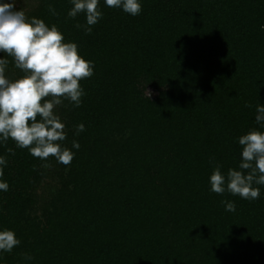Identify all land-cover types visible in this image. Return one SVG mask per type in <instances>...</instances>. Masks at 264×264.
I'll return each instance as SVG.
<instances>
[{"label":"trees","instance_id":"trees-1","mask_svg":"<svg viewBox=\"0 0 264 264\" xmlns=\"http://www.w3.org/2000/svg\"><path fill=\"white\" fill-rule=\"evenodd\" d=\"M15 1L75 42L93 75L79 107L62 98L54 109L71 164L0 143V230L20 241L0 264H264V185L248 200L210 184L260 128L264 0H139L136 16L99 0L91 33L76 27L84 13L68 16L71 0ZM0 58L8 79L24 75Z\"/></svg>","mask_w":264,"mask_h":264},{"label":"clouds","instance_id":"clouds-1","mask_svg":"<svg viewBox=\"0 0 264 264\" xmlns=\"http://www.w3.org/2000/svg\"><path fill=\"white\" fill-rule=\"evenodd\" d=\"M110 8H121L133 16L141 12L139 0H105ZM70 18L86 15V25L76 24L91 33L93 25L102 17L99 0H71ZM49 11L55 9L49 6ZM0 52L14 60L15 67L24 75L10 80L5 75L8 59L0 58V143L11 138L19 148H27L33 157L48 160L54 157L58 163L71 164L74 153L60 142L65 141V125L54 109L62 98L76 107L85 94L80 81L93 75L92 62L83 58L75 42H65L64 35L53 24L43 19H29L23 10H15V0L0 3ZM50 98V99H49ZM249 107H251L249 105ZM39 117V119H38ZM255 122L260 128H252L239 137L242 146L238 168H230L225 176L217 165L210 176L211 190L223 194L226 190L248 200L258 199L259 187L264 185V105H256ZM84 125L77 126V134ZM72 147L79 149L75 140ZM7 151L14 154L13 149ZM7 159L0 156V166ZM50 164H43L48 168ZM35 170V169H34ZM4 175L0 167V177ZM9 185L0 181V190ZM226 211L236 210L234 202L222 201ZM20 241L13 230H0V251L10 253ZM25 260L33 257L25 255Z\"/></svg>","mask_w":264,"mask_h":264},{"label":"rangeland","instance_id":"rangeland-1","mask_svg":"<svg viewBox=\"0 0 264 264\" xmlns=\"http://www.w3.org/2000/svg\"><path fill=\"white\" fill-rule=\"evenodd\" d=\"M4 2H12V0H4ZM15 3H16V1H15ZM29 4V3H31V0H24L23 1V4ZM147 93L149 94V95H152L153 94V91H151V90H147Z\"/></svg>","mask_w":264,"mask_h":264}]
</instances>
